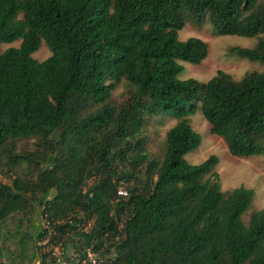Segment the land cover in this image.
Here are the masks:
<instances>
[{
	"label": "trees",
	"instance_id": "trees-1",
	"mask_svg": "<svg viewBox=\"0 0 264 264\" xmlns=\"http://www.w3.org/2000/svg\"><path fill=\"white\" fill-rule=\"evenodd\" d=\"M205 15L216 35L255 39L230 52L264 65V0H0V46L20 41L0 52V175L11 177L0 228L34 205L54 233L40 225L37 238L68 241L78 258L101 251L99 264H264V211L241 220L253 191L221 192L215 156L184 160L200 142L188 120L199 103L231 157L264 163V73L177 79L179 61L207 55L177 31ZM41 42L50 56L38 62ZM120 82L130 90L115 105ZM157 111L176 123L152 160L134 136Z\"/></svg>",
	"mask_w": 264,
	"mask_h": 264
},
{
	"label": "rangeland",
	"instance_id": "rangeland-1",
	"mask_svg": "<svg viewBox=\"0 0 264 264\" xmlns=\"http://www.w3.org/2000/svg\"><path fill=\"white\" fill-rule=\"evenodd\" d=\"M263 0H257L260 2ZM188 38H196L206 44L207 55L198 65H192L179 61L182 71L177 75L178 80L193 79L205 83L210 80L217 71L229 75L234 80H239L247 73H264V65L257 62H249L241 59L230 52L231 48H252L255 39L243 38L238 36L216 35L207 15L199 21L189 20L184 23L183 27L177 31V40L185 41ZM20 41H14L10 44L0 46V52L7 48H17ZM50 56V52L43 42L39 48L31 54V58L41 62ZM130 88L126 82L120 84L111 94V102L115 105L122 104L127 98V92ZM189 125L191 129L200 137L198 147L184 156V160L190 165H198L210 156L217 158V164L212 172L217 176L220 191L226 193L238 187H244L253 191V199L250 209L243 214L241 220L246 223L248 214L254 210L264 211V163L260 156H251L248 158L231 157L222 140L214 135L209 134V127L199 111V103L195 112L189 116ZM176 120L165 115L162 111H157L151 115L144 116L139 131L134 136L135 141L142 142L141 151L144 152L148 159L160 160L164 150V135L167 130L172 128ZM27 149H33L30 143ZM0 182L10 185V176H1ZM37 210L34 205L28 210L32 217ZM10 222L5 223L0 228V241L10 239L6 231L10 230ZM41 225V224H40ZM14 238H20L18 235ZM4 241V240H3ZM52 242L48 237L41 238V249L46 250ZM64 249L62 252L63 260L68 261L69 255L73 253V248H67L68 241H63ZM48 244L47 246H45ZM42 246H44L42 248ZM3 249L0 248V251ZM70 253V254H69Z\"/></svg>",
	"mask_w": 264,
	"mask_h": 264
},
{
	"label": "crops",
	"instance_id": "crops-1",
	"mask_svg": "<svg viewBox=\"0 0 264 264\" xmlns=\"http://www.w3.org/2000/svg\"><path fill=\"white\" fill-rule=\"evenodd\" d=\"M35 209L37 212L32 217L28 213H18L6 219L5 223L10 222V230L6 231V235L11 238L0 241V248L3 249L0 251V264H48L41 260V249H37L41 245V240L37 238L41 221L38 209L36 207ZM16 235L20 238L24 236L26 239H13ZM67 248L72 249V244L68 243L66 250Z\"/></svg>",
	"mask_w": 264,
	"mask_h": 264
},
{
	"label": "built area",
	"instance_id": "built-area-1",
	"mask_svg": "<svg viewBox=\"0 0 264 264\" xmlns=\"http://www.w3.org/2000/svg\"><path fill=\"white\" fill-rule=\"evenodd\" d=\"M86 184H91V182H86ZM126 192L124 189L122 188H117L116 190V195L118 197H123L125 196ZM92 225V220H88L86 221L85 224L79 226L77 225V228L75 231L80 232V233H87ZM41 231H45L47 235H54L51 227L49 226V223L47 221H45L44 219H42L41 221ZM63 242L59 241V242H55L53 241L51 243V245L46 249L43 250V253H45V262L50 264L51 262L53 263H61L63 262L64 264H99L101 263L105 257H103L101 254V251L99 252H95V251H91L89 249H86L84 254L80 256V258H78L77 255H69L68 261L66 262L65 260H63L62 257V252H63Z\"/></svg>",
	"mask_w": 264,
	"mask_h": 264
}]
</instances>
